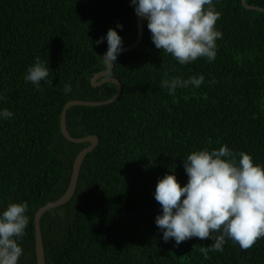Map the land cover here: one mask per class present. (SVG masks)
I'll return each mask as SVG.
<instances>
[{"label":"trees","instance_id":"1","mask_svg":"<svg viewBox=\"0 0 264 264\" xmlns=\"http://www.w3.org/2000/svg\"><path fill=\"white\" fill-rule=\"evenodd\" d=\"M246 2L264 8V0ZM213 4L222 33L214 61L180 65L155 48L144 20L140 44L120 53L107 76L120 82L118 98L68 109L69 134L95 135L99 143L82 162L73 197L40 219L45 264H264V238L247 251L226 240L222 252L205 259L193 246L208 247L210 239L176 246L155 225L162 214L154 199L158 180L172 174L183 187V161L193 151L227 145L264 166V13L241 0ZM136 21L129 0H0V111L13 113L0 117V213L9 203L28 204L18 264H36L34 215L63 196L74 159L89 145L64 138L63 107L106 101L117 91L114 83L91 84L107 69V41H95L111 28L129 47ZM37 57L50 72L40 90L24 80ZM201 75L199 88L175 95L160 83Z\"/></svg>","mask_w":264,"mask_h":264},{"label":"clouds","instance_id":"2","mask_svg":"<svg viewBox=\"0 0 264 264\" xmlns=\"http://www.w3.org/2000/svg\"><path fill=\"white\" fill-rule=\"evenodd\" d=\"M129 2L135 15L146 19L156 49L171 55L180 65L198 58L215 60L216 41L222 39V33L215 27L221 13L215 10L213 0ZM116 27L122 29L120 24ZM105 39L107 51L101 59L111 75L123 50L122 38L110 28L106 37L95 43L99 45ZM49 75L47 65L37 57L24 80L40 90V82ZM203 81L202 75L187 80L177 76L160 83L169 95H175L177 88H199ZM71 90L70 84L63 88L66 95ZM12 116L7 109L0 111L4 119ZM183 168L187 176L183 187L172 174H166L156 184L154 199L162 214L155 217V225L162 231L164 242L173 239L178 246L192 238L210 239L208 247L193 246L207 259L209 252H222L226 240L247 251L264 238V166L254 164L249 154L234 153L222 145L218 150L193 151L183 161ZM27 209V203H9L0 213V264H18L23 254L17 241L25 235L29 223Z\"/></svg>","mask_w":264,"mask_h":264},{"label":"water","instance_id":"3","mask_svg":"<svg viewBox=\"0 0 264 264\" xmlns=\"http://www.w3.org/2000/svg\"><path fill=\"white\" fill-rule=\"evenodd\" d=\"M241 3L243 5V7L246 8V9L257 10V11H261V12L264 13V8L257 7V6H254V5H250V4H248L246 2V0H241ZM144 20H146V19L137 17V21H136L137 38H136L135 42L133 44H131L129 47L122 48L123 50H122L121 53L131 51V50L135 49L140 44V42L142 40V36H143L142 22ZM108 72H109V70L105 69L102 72L96 73L91 78V84L93 86H100V85H102V84H104L106 82H110V83L116 84L117 91H116L115 95L112 98H110V99H108L106 101H102V102H100V101H77V100H72V101L67 102L65 104V106L63 107V109H62L61 116H60V130H61V133L64 136V138L66 140L70 141V142H73V143H77V144L89 143V145L87 147H85L82 151H80L78 153V155L76 156V158L74 159L69 185L67 187L66 192L63 194V196L61 198H59L58 200H56L54 202H51V203L39 208L36 211L35 215H34L36 264H45V253H44L42 233H41V228H40V219H41L42 215L46 211H48L50 209L57 208V207H60V206L64 205L65 203H67L73 197L75 189H76L77 180H78V177H79V172H80V168H81L82 162H83L85 156L88 153L92 152L93 149L99 143L98 137L95 136V135L87 136L85 138H74V137H72L69 134V132L67 130V126H66L67 111H68L69 108H71L73 106L97 107V106L108 105V104H111L112 102H114L118 98L120 93H121V85H120V82L117 79H115V78H107Z\"/></svg>","mask_w":264,"mask_h":264}]
</instances>
